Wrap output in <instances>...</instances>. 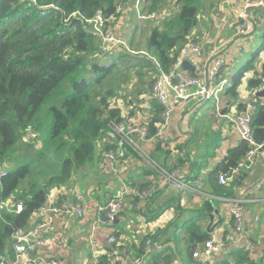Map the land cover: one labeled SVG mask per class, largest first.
I'll list each match as a JSON object with an SVG mask.
<instances>
[{"label":"crops","instance_id":"crops-1","mask_svg":"<svg viewBox=\"0 0 264 264\" xmlns=\"http://www.w3.org/2000/svg\"><path fill=\"white\" fill-rule=\"evenodd\" d=\"M144 1L115 0L117 15L109 17L108 27L122 39L126 52L149 58L146 46L149 30L160 25L164 17H170L175 8L170 5L165 10L169 16L165 12L149 13ZM256 1L259 0H203L204 8L198 13L192 32V35H197L195 42L201 47V57L188 50L180 58V66L183 61H187L195 69H180L183 73L203 78L202 69L205 71L212 59L220 57L226 63L222 56H225L232 41L237 39L234 24L239 14L244 12L256 21L257 27L252 33L254 37L245 43H235L228 56L230 59L241 48L245 49L236 58L235 66L221 70V77L226 81L224 92L219 97L221 116L214 117L213 100L198 101L189 110L182 102L173 101L170 97L173 111L162 134L148 136L146 140H142L137 133L130 135L125 146V158L116 168L120 178L131 181L139 189L145 188L152 181H162L158 170L175 172L177 179L187 187L180 189L175 184H167L152 200L140 204L133 197L127 196L120 202L114 222L111 225L100 224L94 231L91 230L95 221L93 214L83 220L75 217L56 218L51 228L42 234L46 238L64 236L67 247L63 250L51 247L39 249L42 255L63 264H90L92 247L89 240L92 239L93 248L100 254L101 264H133L135 259H140V264H162L167 262L166 257L172 258L166 264H179L177 257L183 264H192L191 257L186 252L190 237L195 240V236L207 235L209 240L233 234V224L227 208L231 201L237 200L243 210L240 232L233 240H225L219 254L213 255L208 264H236L241 254L248 257L242 264L257 262L259 258L263 264L264 216L262 217L261 212L264 211V193L258 187L264 184V144L252 165L238 168L231 181L219 184L218 173L214 174L217 165L229 151L244 142L238 135L237 123L246 105L256 100L254 114L259 101L264 103V94L262 97L255 96L260 87L264 88V83L255 90L248 87L250 80L261 77L264 65V7L245 9L247 3ZM151 14H154L153 18H150ZM129 21L132 29L124 38L123 29ZM150 59L156 63L153 58ZM245 66L250 68L244 72L237 88L238 102L244 105V109L240 111L236 103L227 101L225 90L230 86L231 76ZM154 75L152 72L150 77H146L149 83L142 86L133 79L123 87L125 92L129 90L132 93L128 96L124 94L125 98L121 96L118 99L120 109L124 108L121 109L122 115L125 117V112L130 114L129 119L137 125L142 124L148 114L159 119L158 104L149 100ZM193 90L192 87L188 88V92ZM124 102L131 105L126 109ZM223 111L225 114H222ZM179 146L185 161H179ZM109 174L111 182L100 187V203L106 202L118 187L115 176ZM103 180L104 178H100L101 186ZM67 191L72 203L74 198L76 201L82 198L79 196L81 194ZM55 197L56 192H51L49 198L55 201ZM204 206L206 210L199 212ZM37 220V213L32 214L27 230L32 229ZM110 234L116 237L125 262H114L109 256L107 238ZM11 242L7 243L9 248L1 254L7 257L9 263L15 258ZM202 243L204 242H195L194 249L201 248ZM182 249L185 251V258L181 255Z\"/></svg>","mask_w":264,"mask_h":264},{"label":"trees","instance_id":"trees-1","mask_svg":"<svg viewBox=\"0 0 264 264\" xmlns=\"http://www.w3.org/2000/svg\"><path fill=\"white\" fill-rule=\"evenodd\" d=\"M147 12L162 14L170 5L175 8L170 17L149 30L147 53L137 56L116 50L106 54L98 52L94 36L86 33L80 18L88 19L97 10L106 18L116 16L115 0H0V160L5 163L15 151L16 143L30 127L36 134L44 130L41 146L27 143L24 159L14 170L6 169L0 179V201L13 198L11 208L0 209V255L9 248L11 236L17 230H27L32 214L44 208L53 191H61L56 204L68 196L72 173L84 166L100 164L98 138L111 122L128 121L119 107L118 99L124 96V85L134 78L153 79L160 71H167L180 57V49L195 42L192 35L203 0H145ZM76 13L75 16H72ZM255 27L256 21H255ZM250 66L231 76L225 96L236 103L237 88ZM261 77H264V65ZM70 81V82H69ZM49 107V119L42 109L50 102L53 93L61 86ZM70 85L71 91L60 104L62 92ZM263 85L260 78L249 81L250 89ZM114 102V105L111 104ZM149 125L148 136L156 133V123ZM253 139L264 144V103L259 101L251 121ZM179 161H185L181 153ZM248 146L242 142L217 165L214 174L236 168ZM19 150V151H20ZM95 167V166H94ZM71 192V191H70ZM74 201L76 199L74 198ZM22 202L23 209L15 212V204ZM204 206L199 212H204ZM207 235L190 237L186 252L195 250V242H204ZM8 243V244H7ZM203 244V243H202ZM249 255V252H247ZM166 264L172 258L166 257ZM192 260V258H191ZM248 260L246 254L238 256L236 264ZM249 264H262V259Z\"/></svg>","mask_w":264,"mask_h":264},{"label":"built area","instance_id":"built-area-1","mask_svg":"<svg viewBox=\"0 0 264 264\" xmlns=\"http://www.w3.org/2000/svg\"><path fill=\"white\" fill-rule=\"evenodd\" d=\"M34 2V0H26ZM248 7H264V0L256 2H249L245 5ZM73 13L72 16H75ZM154 14L150 15L153 18ZM82 29L94 36L98 43V52L106 54L116 50H126L125 45L113 31L108 27L109 18H106L102 11L97 10L94 15L88 19L80 18ZM255 29V20L248 17L244 12L239 14L238 19L234 24V33L237 37H243ZM192 51L197 57H201L202 50L198 42H188L180 49V57L174 62L167 71H160L154 78L149 91V100L155 101L159 108V121L156 123L155 135H161L163 130L168 126L170 117L173 111V105L170 102V97L173 101L182 102V104L189 110L192 109L198 101L213 100L214 101V117L221 116L220 96L222 95L226 86V81L222 79L220 73L225 66V61L216 57L210 61L207 69H202L203 78L197 75L185 74L180 70V58L186 51ZM154 64L159 68L158 64ZM264 83V77H260ZM192 87L194 90L188 92V88ZM260 87L257 91H260ZM256 100L248 103L243 111L241 117L238 119L237 129L238 135L244 141L248 149L244 154L243 160L238 163L237 167L226 173L219 172L217 181L219 184H226L231 181L238 168L248 167L252 165L256 154L263 148V145L257 144L252 137V114ZM154 121V116L148 114L145 116L142 124L137 125L131 120L121 122H111L108 129L98 138V145H111L113 148L109 150H99L100 167L107 169L109 173L115 176L118 187L115 192L108 198L106 202L100 203L99 199H92L85 202L83 198L78 201L71 199H62L58 204L47 197V204L44 208L37 211V218L34 227L30 230H17L12 235L11 248L14 252L15 258L9 263L5 255H0V264H63L57 260L48 258L39 252V249L54 248L63 250L67 247V240L64 236H54L46 238L42 234L51 228L56 218L75 217L83 220L88 215L93 214L95 221L91 227L94 231L98 225H111L116 219L120 202L127 196L133 197L140 203H145L152 200L167 184H175L178 188L183 189L187 186L177 179L175 172L167 173L163 170H158L162 176V181H152L145 188H137L131 181L120 178L117 174V165L125 158V146L130 140V135L139 134L142 140L148 138L149 125ZM24 133L27 134L28 139L37 138V134L32 131L30 127L26 128ZM6 175V168L0 160V179ZM201 184V183H200ZM258 189L264 193V184H260ZM61 191L56 192V197ZM55 197V198H56ZM7 201H0V209L8 208ZM23 209L22 202L15 204V212L20 213ZM227 212L231 217L233 224V234H224L223 238H211L202 247L196 249L191 254L192 264H208L213 255L219 254L225 240H233L240 232L242 224V206L239 201L233 200L227 208ZM43 217V219L41 218ZM257 220V218L255 219ZM92 247V259L90 264H101L100 254L93 248L92 239L89 240ZM107 243L110 246L109 256L114 262H125L122 259L123 252L118 248L117 239L113 234L107 238ZM249 250L250 247L248 246ZM140 259H135L133 264H140ZM264 264V261H263Z\"/></svg>","mask_w":264,"mask_h":264},{"label":"rangeland","instance_id":"rangeland-1","mask_svg":"<svg viewBox=\"0 0 264 264\" xmlns=\"http://www.w3.org/2000/svg\"><path fill=\"white\" fill-rule=\"evenodd\" d=\"M204 8V2H203V6L201 8ZM200 11V12H201ZM167 15L169 16V13H167ZM132 29V25L131 22L129 21L128 24L125 26V28L123 29V37L125 38L126 35H129ZM256 30V28L254 29V31ZM253 31V32H254ZM253 32H251L250 34H248V36L246 35V37H237V39L233 40L231 45L228 47L224 59L226 60V64L225 66L222 68L225 69V67L232 69L235 64H236V58L239 57L242 53H244L245 49L241 48L240 51H237V53L235 55H233L234 57H231L230 59L228 58V56L230 55L231 50L235 47V43L241 42V43H245L248 42L250 39H252L254 37V35L252 34ZM137 41V40H136ZM122 51H125L124 49H122ZM244 58V57H242ZM136 79L137 83L139 85H144L145 83L148 84L149 79H146V77L143 78H134ZM70 82V81H69ZM66 82L65 85H61L54 93H53V97L52 100H50V102H47L43 109H42V116L45 118V120L49 119V107L51 105H53V101L54 98L56 96V94L63 89L67 83ZM71 86L68 85L66 87V89L62 92V96L60 97L59 103L61 102V99L70 93L71 91ZM132 93V91H126L124 94L126 96L130 95ZM211 100H208L207 102H209ZM122 103V102H121ZM114 105V102L111 104V106ZM124 105L127 106L126 109L131 105L128 104V102H124ZM124 109V108H121ZM126 112H125V116H126ZM45 135V131L42 130L40 131V133H37V138L35 139H28L27 138V134L24 133V135L22 137H20L15 145L16 149L15 151L12 153L11 157L9 159H7L5 161L4 166L6 169L9 170H14L17 166H18V162L23 158L22 153H24V151L27 149V147H23L22 150L21 147L23 145H26L27 143H30L31 145H35V148L38 149L41 146V139L44 137ZM20 150V151H19ZM176 150L178 151V146L176 147ZM95 166V167H94ZM100 178H104V180L102 181V186L100 185ZM111 176L109 174V171L107 169L104 168H100L99 164H95V165H91V166H84L81 167L80 169L75 170L72 173V179L70 180V185L67 187L69 188L71 191L76 192L77 195L81 196L85 201L89 202L91 199H100V187H104L105 184H107L108 182H111ZM76 190V191H75ZM84 193V194H83ZM12 200L13 198H9L7 200L8 202V207L11 208L13 206L12 204ZM12 204V206H11ZM262 217L264 216V211L261 212ZM181 255L182 257H186L185 251L182 249L181 250Z\"/></svg>","mask_w":264,"mask_h":264},{"label":"water","instance_id":"water-1","mask_svg":"<svg viewBox=\"0 0 264 264\" xmlns=\"http://www.w3.org/2000/svg\"><path fill=\"white\" fill-rule=\"evenodd\" d=\"M192 67H190V64L187 61H183L181 63L180 69L183 70V71H195V69H193ZM263 94H264V88L261 91L257 92L255 94V96L256 97H262ZM222 114H225V111H223ZM177 259L179 261V264H183L179 257H177Z\"/></svg>","mask_w":264,"mask_h":264},{"label":"clouds","instance_id":"clouds-1","mask_svg":"<svg viewBox=\"0 0 264 264\" xmlns=\"http://www.w3.org/2000/svg\"><path fill=\"white\" fill-rule=\"evenodd\" d=\"M220 75H221V73H220ZM224 92V91H223ZM223 94V93H222ZM99 167H100V164H99ZM101 168V167H100ZM7 171V170H6ZM70 190V189H69ZM70 194H71V192H70Z\"/></svg>","mask_w":264,"mask_h":264}]
</instances>
